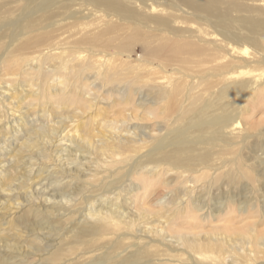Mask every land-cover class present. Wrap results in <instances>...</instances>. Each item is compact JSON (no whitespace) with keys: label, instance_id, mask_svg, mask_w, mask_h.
Instances as JSON below:
<instances>
[{"label":"rangeland","instance_id":"1","mask_svg":"<svg viewBox=\"0 0 264 264\" xmlns=\"http://www.w3.org/2000/svg\"><path fill=\"white\" fill-rule=\"evenodd\" d=\"M16 1L0 0V18L4 19L0 22V28L6 25V22L7 25L16 22L18 27L16 29L19 31V20H21L22 14L25 11L28 12L30 9L29 4L31 0ZM40 1L42 0H37V2ZM108 1L112 5L98 3L96 0H79L74 4L73 8L70 7L62 11L54 20H48L46 25H49L53 21H58L59 26H56L54 31H52L53 33L51 32L52 36L51 34L49 35L51 38L48 36L47 42L43 43L42 47H37V50L31 40L29 42H25L26 40H24L22 42L24 44L18 47L19 51L16 49L17 54L19 56L23 55L21 57L25 61L29 59V62L33 57L36 58L32 60L35 64L30 62L27 65L26 74L14 64L10 57L5 60L1 58L2 52L5 51L6 47H11L14 43L9 41L8 37L0 41V43L5 44V47H2L3 50L2 48L0 49V89L6 86L4 89L6 90V96H10V99L6 100L8 105L4 103L7 109L6 112L4 109V112H9L8 115L10 116L11 110L15 108V110L13 109L15 111L14 116L17 119L20 117L23 120L20 126L15 128L20 132L22 131V133H24L23 131L30 130L32 126L42 127L39 131H50L49 137L43 139L44 146L46 147L44 151L43 149H31L30 147L21 148L23 146L22 143L26 142L27 136L29 137L31 130L26 132L27 134H20L19 139H15V137L12 139L13 136L10 133L0 129V264H138V262L139 264L143 262L153 264L157 259H164L160 256H163L162 252H158L156 256L153 253L150 258V255L147 254L145 260L142 261L138 259V253H143L145 250L141 246L147 243V239H149L151 234L157 232L159 229L161 230V225L163 227L165 220H160V217L157 216L140 218L137 211V208L139 209L140 206L138 207L130 202V198L134 197L135 193H138V189L141 188L140 182H137V178L143 173L144 168H138L139 170L137 169L136 172L132 171L134 170L132 163H134L139 154L135 153L131 147L120 145L119 142L137 139L143 132L148 134L150 131L152 135L157 134V137L158 135L162 137L166 134V128L171 123L174 115L168 121L165 119V123L163 117L156 120L146 118L140 109L133 107V104H130L131 106L128 107L126 106L127 104L123 106L118 103V101H125L124 97L119 96L120 92L121 94L127 91L131 92L134 89L133 86H127L126 84V87L124 84L120 85L117 82L113 86L112 84L104 86L103 82L100 83L98 81L95 70L85 72L79 69L76 60L71 63L72 67L76 70L72 69L70 64L71 69L68 72H71L69 73L65 70L60 71L57 66L61 63L60 60L65 58V53L67 54L70 51L68 54L75 56L80 48V52L92 51L95 54L103 56L114 54L117 59L116 72L119 73L118 75H127V81H129V78L132 81L133 79L138 80V76H140L141 72L136 69V65L138 59L142 57H148L151 61L156 59L157 63L165 61L169 66L168 71L175 68L178 62H181L183 68L188 67L185 65L187 60L185 62L182 54L174 57L170 54L178 43L176 40L172 41V36L168 38L169 40H164V36L156 37V33L154 32L153 35L151 33L146 35L145 30L136 29L135 20L139 19L144 24V27L149 20L146 14L141 16V9H139V12H130L133 18L128 14L122 15V9L128 8V3L136 0ZM139 1H144L142 3H145V0ZM89 8H92V10ZM88 9L89 12H87ZM100 16L104 20L105 27L97 25L99 23L97 20ZM84 17L86 19H83ZM191 21L189 22L191 25L196 23L194 20ZM87 22L89 25H94L91 27L82 25ZM149 25H153V23H149ZM194 27L197 26L194 25ZM98 29L102 32L101 34L98 32ZM96 30L97 32H95ZM86 34L88 37H86ZM94 34L95 36L99 34V37H94ZM79 36L84 37V39L81 38L80 40ZM53 37L55 43L52 42ZM144 40L148 41L150 45L146 44ZM107 44L111 45L108 46ZM52 45L56 47L55 51L59 52V56L54 60H48L49 62L47 61V64L45 63L46 66L44 65L43 67L47 69V72L44 70V73L48 74L49 72L50 76L42 75L39 77V75H36V77L35 73L30 72V69L36 65L39 58L36 56H40L41 53L39 49L42 51L45 49V46L49 48ZM103 45L108 46L104 49L107 52L106 54L103 53ZM28 47L30 48L27 49ZM185 57L187 58V56ZM191 57L193 58V56ZM179 59L182 61H179ZM56 60L59 61L56 62ZM172 60L174 64H172ZM189 66H192V64L190 63ZM51 69L54 70L51 71ZM203 70L206 72L199 76L208 75L205 66ZM50 71H54L53 76H51L52 73ZM72 71L75 73L74 76H70ZM76 72L78 73L77 75ZM45 76L47 79H45ZM36 78H42L40 79L42 83L40 80H35L34 82ZM64 78L67 79L65 80ZM43 79L48 84H43ZM64 80L65 84L68 83V87L64 85L68 89H64L63 84H61ZM76 84H78L77 87ZM14 86H18V92ZM215 86L220 87L214 84L211 85V90ZM7 87H12L9 89L12 96ZM79 87L81 88L78 89ZM111 87L114 88L112 91H110ZM3 88L1 89L2 91H4ZM44 88L49 91L47 92ZM119 88L122 90L120 91ZM117 89L118 91L115 92L114 90ZM135 89L136 92L133 98L137 103L142 97L143 99L147 97L146 90H138V85H136ZM26 90L29 93L31 91L30 96ZM43 90L44 92H42ZM2 91H0V98L4 94ZM14 91L16 92L13 95ZM19 91H23V94L22 92L19 93ZM196 93L202 94L199 90ZM24 95L26 96L24 97ZM32 95L37 99L35 100ZM42 96L47 101L42 99ZM59 96H61L60 99L62 98L61 108H59L60 100L57 101ZM64 96L65 99H63ZM15 97H18L17 100ZM33 99L35 101L34 104L32 103L34 102ZM48 100L51 103H48ZM113 100L117 101L116 104L110 105ZM67 102L70 104H67ZM150 102L157 104L152 99ZM157 106L159 104L155 105V107ZM1 110L3 108H0V115L2 113ZM66 114L67 117H65ZM5 117H1L0 121L4 120ZM236 118H240V115ZM211 119L214 121L216 117H212ZM260 120L262 123L257 127L258 130L264 128V108L259 109L257 107L254 112L253 121L251 122L257 123ZM3 123L6 124V121ZM173 134H176V132ZM22 137L25 138L21 140ZM50 137L52 140L49 139ZM106 139H110L111 142H109V148H106L104 151L101 149V146ZM135 141L138 143V140ZM98 149H101L105 154H100L101 151ZM112 151L114 153H111ZM219 153L220 150L218 151ZM240 153L243 155L242 160H245L246 164H241L242 160H239L240 156H235L238 165H240L239 168H232L228 162L225 169V165H222L225 164V160L217 162L218 167L216 169L218 171L216 173L219 175H223L226 172L225 170L233 173L231 170L235 169L234 174L229 176L233 179L232 181L231 179H227V176H223L224 178L222 177L221 179L216 178V186H213L214 188L210 187L213 189L211 195H208L209 191L205 190L201 191V193L199 191L200 195L197 194L193 198L195 200L193 207L203 208V213L210 210L214 212L213 216L208 218L207 222L203 224L206 227L202 231L207 232L215 228V232L220 238H228V240L229 238L236 237L237 233L245 231V225L249 217H254L252 218L254 224L255 222L258 223L256 233L263 234L264 232V226H261L264 219H257L258 216L261 218V215L255 213L258 208L264 212V153L259 152L257 154L255 151L251 153L245 150ZM256 156H258V162H256V167H252L251 164L255 163L254 159ZM237 157L239 158L237 159ZM210 180H212V177L204 183L205 186L209 187ZM214 181L211 182V185ZM200 186L201 183H199L196 191L201 190ZM116 187H120V189L115 192ZM150 191H154L151 192L153 195L151 194L144 201L143 205L153 208L154 211L162 210L158 205V201L167 195V190L164 189V186H155ZM118 193L120 194L118 195ZM12 196L14 197L12 198ZM134 200L135 197L133 198ZM97 209L99 213L107 215L106 219L98 217L99 213ZM234 209L243 211V216L238 217L239 214L237 212L233 215H227L230 210ZM245 211H251V213L245 214ZM96 219H99L98 224L89 226L94 224ZM131 222L132 225L133 223L135 224L136 229H130ZM192 226L193 223H189L188 227L192 228ZM102 232H104L103 236H101ZM203 235L205 236V234ZM136 236L139 241L136 239ZM118 239H122L123 241L117 244L119 242ZM81 241L84 242V245H81ZM115 241L118 242L116 243ZM93 242L100 244L92 246ZM132 244H135V247ZM146 247L149 248L148 246ZM161 249H163L162 246L160 247ZM122 251H124L123 254ZM109 253H113L116 256L113 263L110 262L108 257L106 258V255ZM127 253H131L128 260ZM122 256H126L124 261H122Z\"/></svg>","mask_w":264,"mask_h":264},{"label":"bare ground","instance_id":"2","mask_svg":"<svg viewBox=\"0 0 264 264\" xmlns=\"http://www.w3.org/2000/svg\"><path fill=\"white\" fill-rule=\"evenodd\" d=\"M78 1L79 0H42L37 2V0H31V3L29 4L30 9L28 12L25 11L21 16V20H19V31L16 29V22L8 25L6 22V25H3L2 28H0V41L8 37L9 41L14 43L11 47H6L5 51L2 52L3 54L1 58L5 60L10 57L14 64L26 74L27 65L30 64V62L33 63L34 61L32 60L36 58L33 57L32 60L30 59V62L29 59L25 61L21 57L23 55L19 56V54H17L16 49L18 50V47L24 44L22 43L24 40H26L25 42L31 40L34 47H36V50L38 49L37 47H42V44L47 42V37L59 24L58 21H53L49 25H46V22L48 20H54L62 11L69 9L70 7L73 8L74 4ZM15 2L17 1L15 0ZM96 2L105 5H112L108 0H96ZM142 2L139 0L131 1L128 3V8L122 9V15L128 14L133 18V16L130 15V12H139V9H141V16L146 14L149 20L144 27V24L137 18L138 20H135L136 29L139 28L145 30L146 35L148 33L153 35L154 32L156 33V37L164 36V40L172 36V41L176 40L178 43L170 54L173 57L182 54L185 58V62L187 60L185 65L188 67L183 68L181 62H178L179 64L177 63L175 68L168 71L167 69L169 66L165 61L157 63L156 59L151 61L148 57H142L141 59H138L136 65V69L142 74L140 73L138 80L133 79L130 81L129 78V81H127V75L124 76L121 74V76L116 72L117 59L114 54H107V57V55H98L92 51L85 50L86 52H80L81 48L75 56L68 54L70 51H68L67 54L65 53V58H62V60H60L61 63L57 66L60 71L65 70L69 73L71 72H68L72 67L71 63L76 60L79 69H82L85 72L95 70L97 72L96 76L98 77V81L100 83L103 82L104 86L110 84L113 86L115 82L120 85L124 84V86H126V84L127 86H133L134 89L132 90L131 88V92L127 91L126 93L123 92V94L120 92L122 89L119 88V96L124 97L125 101H118V103L123 106L127 104L126 106L128 107L131 106L130 104H133V107L140 109L146 118L156 120L163 117L165 123V119L168 121L172 115L175 116H173L174 118L172 117L171 123L166 128V134L162 137L159 135L157 137V134L152 135V132L150 131L148 134L143 132V134L138 136L137 139L122 140V142L120 141L121 143L119 142L120 145L131 147L135 153L139 154L134 163H132L134 169L132 171L136 172L138 168H144L143 173L141 175L138 173L140 177L138 176L137 178V182H140L141 188L138 189V193H135V200L133 201L134 197H132L130 198V202L133 203V205L140 206L139 209L137 208L140 218L157 216L160 217V220H165L163 227L161 225V230L159 229L160 231L156 229L157 232H154L151 236L148 235L150 237L147 239V243L141 246V248L145 249L144 252H137L138 259L142 261L145 260L147 254L150 255V258L153 253L155 254L154 256H156L158 252H162L163 256H160L164 259H157L153 264H264V232L263 234L256 233L258 223L255 222L254 224V222H252V218L254 217L247 218L248 221L246 222L245 231L243 233H237L236 237L229 238L228 240V238H220L215 232V228H212L207 232L202 231L204 227H206V225L203 224L207 222L208 218L213 216L214 212L212 210L209 212L206 210V214L203 213V208L193 207V203L195 202L193 198L197 194L200 195L201 191H209L208 195H211V192H213L212 188L216 186V178L221 179L223 176H227V179H231V181L233 180L229 176L234 174L235 169L231 170L233 173L225 170L226 172L223 175H219L216 173L218 171V169H216L218 167L217 162L225 160V164H222L223 166L225 165V169L228 162L232 168H239L240 165H238L235 156H240L239 160H242L243 155L240 153L241 151L245 150L250 151L251 153H254L255 151L257 154L259 152L264 153V128L261 130L257 129L262 122L261 120L257 123L251 122L253 121L254 112L257 107H259V109L264 108V0H145V3ZM89 9L92 10V8ZM89 9L87 12H89ZM83 19H86V17ZM2 20L4 19L0 18V22ZM191 20L196 22L194 25L197 27H194V25L189 23L192 22ZM97 21L99 22L97 24L98 26L101 25L100 27H105L102 16L98 17ZM149 23H153V25H149ZM82 25L85 27H91L94 24L89 25L87 22ZM101 30L103 31V29ZM95 32H97V30ZM98 32L100 34L102 33L100 30ZM95 34L94 37L98 38L99 34L96 36ZM86 37H88L87 34ZM81 38L84 39V37H80V40ZM144 41L146 44L150 45L148 41ZM52 42L55 43L54 37ZM107 45H103L102 49L105 54L107 52L104 49L111 44ZM52 46L49 48H46L47 46H45V49L42 51L39 49L41 53L39 52L40 56H36L39 57L36 65L30 69V72L35 73V76L39 75L40 77L42 75H47L48 77L49 72L47 74V69L43 68L45 63L48 60H54L59 56V52L55 51L56 47ZM2 47H5L4 43H0V49ZM29 48L30 47L27 49ZM76 48L74 49L76 50ZM98 48L101 50L100 47ZM97 50L96 52H98ZM72 51L74 52V50ZM185 56H187V58ZM191 56H193V58L195 57V59ZM57 61L59 60H56V62ZM179 61L182 60L179 59ZM173 62L174 61L172 60V64H174ZM190 63L192 66H189ZM204 66L206 67L208 75L199 76L206 72L203 70ZM72 69L74 68L72 67ZM44 70L46 71L45 73ZM52 70L54 69H51V71ZM53 72H51V76L54 75ZM70 74V76H74L75 73L72 71ZM77 74L78 73L76 72V75ZM40 79L36 78L34 79V82L35 80L38 81ZM45 79H47L46 76ZM65 80L63 82L61 81L63 86H67L68 84L67 82V84H65ZM46 82L44 80L43 84ZM214 84L219 85L220 87L215 86V88L211 90V85ZM136 85H138V90H146L147 95L145 99H143V97L139 99L138 103L133 98L136 92ZM65 86L64 89L68 87L65 88ZM77 86L78 84H76V87ZM4 87L6 88V86ZM14 87L17 88L18 86ZM2 88L3 87H1V89ZM5 88H3V90ZM10 88H8V91L12 96L9 90ZM80 88L81 87L78 89ZM1 89L0 91H2ZM113 89L114 88L111 87L110 91ZM45 90L47 91V89ZM197 90L202 92V94H197ZM50 91L52 94V89ZM65 91L67 92V90ZM114 91L116 92L118 89ZM3 92L4 94L2 98H0V108H3V110H1L3 114L1 113L0 118L6 117L5 119L2 118L4 120L0 121V129L10 133V135L13 136L12 139H14V137L15 139H19L20 134H27L26 132L31 130L29 137L27 136L26 142L22 143L23 146L21 148L30 147L31 149H43L45 151L46 147L44 146L43 139L49 137L50 131H39L42 127L38 128L36 126H32V128L30 127L31 129L28 131H23L24 133L17 130L15 127L20 126L23 120L20 117L17 119L14 116L15 108H13L14 110H11L10 116L8 115L9 112L5 113L7 111L5 108V104H7L6 100L10 99V96H6V90L2 91V93ZM15 92L16 91L13 92V95ZM21 92L23 94V91H19V93ZM42 92H44V90ZM26 95H24V97ZM65 96L63 99H65ZM60 97L61 96L57 99V101L60 100L59 108H61L60 106L62 102V98L60 99ZM15 98L17 100L18 97ZM34 99L36 100L37 98ZM42 99H44L43 96ZM151 99L153 102L159 104V106L155 107L157 104L151 103ZM44 100H46V98ZM69 102H67V104H70ZM116 102V100H113L111 104H109L114 105ZM8 103L11 104L9 101ZM32 103L34 104L35 101ZM48 103H51V101L49 102L48 100ZM19 115L21 116V114ZM239 115L240 118L237 119L236 117ZM65 117H67V114ZM212 117H216V119L212 121ZM5 121L6 124L3 123ZM141 122L143 121L141 120ZM174 132H176V134H173ZM25 137H22L21 140ZM49 139L52 140L51 137ZM135 140H138V143ZM109 142H111L110 139L104 140L101 149L105 151L106 148H109ZM101 149L98 150L101 151ZM219 150L220 153L218 154ZM111 153H114V151ZM100 154H105V152L101 151ZM257 157L258 156L254 159L255 163L251 164L252 167H256V162H258ZM238 158L239 157H237V159ZM204 162L206 163L205 165ZM241 164H246V161L242 160ZM210 177H212V180H210L209 187L205 186L204 183L209 181ZM213 180L215 181L211 185ZM38 182L40 183V181ZM55 182L57 183V181ZM199 183H201V190L196 191ZM155 186H164V189L168 192L166 196L158 201V205L162 208L160 211H154L153 208L145 207L143 205L144 201H146V199L152 194L151 192H154L150 190H153ZM119 189L120 187H116L115 192ZM119 194L120 193H118V195ZM13 197L14 196H12V198ZM251 211H245V214H249ZM236 212L239 214L238 217L243 216L244 214L243 211L241 212L234 209L230 210L227 215H233L236 214ZM262 212L263 211L260 208L257 209L255 213L261 215V218L258 216L257 219H264V212ZM91 216L90 218L92 219ZM106 216L107 215L104 213H99L98 215V217H102V219H106ZM98 221L99 219H96L94 224L89 226L97 225ZM189 223H193L192 228L188 227ZM261 226H264V221ZM136 228L135 224L133 223L132 225L131 222L130 229L133 230ZM104 232L101 233V236H103ZM203 234H205V236ZM136 239L139 241L137 236ZM168 239L171 240L168 241ZM118 241L115 242H118L117 244H119L123 240L118 239ZM98 242H93L92 246L100 244ZM80 243L81 245H84L83 241ZM132 246L135 247V244H132ZM161 246L163 249L160 250ZM123 252L124 251H122V254ZM126 255L128 260L131 253H127ZM107 257L111 263H113L116 258L113 253L107 254L106 258ZM125 258L126 256H122V261H124ZM141 264L146 263L143 262Z\"/></svg>","mask_w":264,"mask_h":264}]
</instances>
